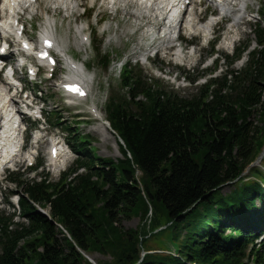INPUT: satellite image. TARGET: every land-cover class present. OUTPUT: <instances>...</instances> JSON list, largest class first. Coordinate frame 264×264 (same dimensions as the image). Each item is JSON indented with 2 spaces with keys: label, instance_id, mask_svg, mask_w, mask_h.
<instances>
[{
  "label": "trees",
  "instance_id": "16d2710c",
  "mask_svg": "<svg viewBox=\"0 0 264 264\" xmlns=\"http://www.w3.org/2000/svg\"><path fill=\"white\" fill-rule=\"evenodd\" d=\"M258 19L254 39L188 97L146 83L125 63L122 93L104 105L121 159L97 157L87 136L70 134L75 159L56 182L9 174L25 223L0 212V264H88V252L109 257L102 264H264V240L256 242L264 154L254 164L264 145V9ZM147 214V229L168 234L172 253L138 255L137 233L117 225Z\"/></svg>",
  "mask_w": 264,
  "mask_h": 264
},
{
  "label": "rangeland",
  "instance_id": "374dc122",
  "mask_svg": "<svg viewBox=\"0 0 264 264\" xmlns=\"http://www.w3.org/2000/svg\"><path fill=\"white\" fill-rule=\"evenodd\" d=\"M245 4L248 6L247 15L243 16V19L238 22L237 27L233 30H231V26L236 20L234 14H229L222 19L219 18L205 40L200 33H197L196 36H188L183 30H177L176 34H179L183 42L186 43L183 45L184 53L189 51L188 45L192 44L197 48L194 58L187 59L183 63H174L170 60L168 54H171L176 48L172 49L170 48L172 43L164 42L162 32H157L159 27L155 29L157 34L155 33L156 35L154 34L152 37L144 33L147 29L146 26L153 25L156 22L144 17L131 16L128 12L133 7H127L126 11L116 9L113 13L102 0H77L76 10L64 17L65 15L61 10L51 9L41 0L32 8V14L29 10L24 15H18L23 27L22 38H26L29 43L32 42L34 45L36 37L44 33L43 28L45 25L42 17L46 13L50 20L55 21L56 37L65 45L66 55L72 58L75 65L82 64L93 77L90 90L86 91V97L80 102L81 107H67L63 104L64 99L58 88L61 80L69 77L60 56L58 57L59 63L56 64L53 76L49 80L43 79L48 75L45 70L40 71L34 84H29L23 73L15 75V79H19L25 84L27 91L34 88L36 96L40 97L36 100L42 103L43 121L45 122L43 128L46 132V135L35 148V165L38 166L34 170L36 177L31 179L32 172L28 171L27 168L24 169L23 165L25 163H20L15 167V172L20 176L19 180L38 182L46 179L47 181H56L58 177H49L47 166H45L46 164L49 165L50 161L47 156L49 141L62 138L63 142L67 144V141H70L68 137L70 134H78L81 137L87 136L85 143L90 146L97 157L110 159L113 163L121 159L115 136L108 129L104 130V128L98 126L99 122L94 117L100 114L105 121L104 105L108 97L122 93L118 81L123 64L128 63L133 72L140 75V78L146 83L150 85L156 83L155 86L161 87L167 92H174L181 97H188L196 93L198 88L205 84L208 79L218 77L223 73L226 65L225 59L232 55L235 47L254 39L252 29L264 9V0H245ZM195 8L197 9L195 14L198 21L200 20V25L212 21V18L217 17L220 13L218 10L209 7L205 0H201ZM159 24L162 25V22ZM77 25H84L81 35L76 32ZM83 33L88 37L86 43L81 41ZM212 44L214 45L211 47ZM173 45L176 47V44L173 43ZM17 47L18 43H12V51ZM253 47L254 45L250 44L247 51L252 50ZM160 49L162 51H159L157 56H153ZM16 54L17 52H14L12 57H5L4 60L12 64L15 61H13L14 57L15 59L18 57ZM100 56L105 57L107 60L105 66L101 60H98ZM214 59H217L218 62L213 64ZM27 61L34 65L31 62V57H28ZM244 62L245 56L233 62L230 67L238 70L244 65ZM62 73L64 74L61 76ZM262 85L264 88V82ZM14 100H16L15 97ZM93 105L96 107L94 113L91 112L94 116L87 111ZM77 111H83V113L78 114ZM30 128L31 132L29 133L31 135L35 134L37 126L34 124ZM64 128H68L69 132ZM34 129L35 131H33ZM40 134H43V132H40ZM54 135L55 137H53ZM27 137L30 140V136L27 135ZM29 146V143H26L22 153H25ZM58 148L59 150L61 148L62 151L60 144ZM261 151L264 153V145ZM72 158H74L73 154ZM68 166L70 167V164ZM8 173L9 171H6L0 175V200L4 196L6 203L10 196L15 193L14 191L20 193V188L15 183L7 181ZM227 191L228 186H224L223 192ZM10 209V207L0 204V212L11 217L13 223H23L24 220L17 215L18 209H15L13 213ZM38 209L47 213L46 208L39 206ZM148 219L149 214L145 217H141V215L137 217H120L117 225L122 230L137 233L136 248L140 256L146 252L154 254L172 252L168 234L159 232V229L148 230ZM160 223L163 224L164 220ZM11 228L13 229V227ZM139 234L141 237L138 239ZM138 240H142V243L139 244ZM81 256L88 264H102V262L109 260L107 256H100L91 252L81 253ZM85 257H88L92 263L87 261Z\"/></svg>",
  "mask_w": 264,
  "mask_h": 264
},
{
  "label": "bare ground",
  "instance_id": "6f19581e",
  "mask_svg": "<svg viewBox=\"0 0 264 264\" xmlns=\"http://www.w3.org/2000/svg\"><path fill=\"white\" fill-rule=\"evenodd\" d=\"M40 1L41 0H0V38L11 37L12 42L18 40L22 35L21 21L18 18L19 12H23L22 15H24L30 10V13L32 14V8ZM43 1L49 8L61 10L65 15L64 17H67L68 14L75 11L77 7V0ZM205 1L209 6L218 10L220 13L217 17H213L212 21L200 25V20L198 21L196 14H193L190 11L191 9H195L198 0H102L106 7H109L112 12L116 9L126 11L127 7H133V9L128 12L131 16L137 18L144 17L156 22L153 25L146 26L147 29L144 33L152 37L155 33L157 34V32H159H155L156 27L159 26L160 31L163 34L164 42H167L168 44L172 42L177 30H183L188 36H196L197 33H200L205 40L212 31L213 25L219 18L222 19L229 14H234L236 20L231 26V29H233V26L242 20L244 15H247L246 12L248 6H246L245 0ZM184 13L185 16H182ZM42 18L45 25L43 28L44 33L38 35V37L40 39H48L51 42L52 47L50 48V52L56 53L57 59L59 56L62 58L64 67L68 71L69 77L63 78L61 82L73 84L76 89H79V92H75L73 95L65 94V102L70 106H81L80 102L86 97V91L89 90L91 76L86 74L82 69V64L75 65L72 58L68 57L69 55H66L65 45L56 37L55 21L50 20L46 13L43 14ZM160 22H162V25L159 24ZM83 27L84 25L76 26V32L79 33V35H81L80 33L83 31ZM81 41L82 43H86L87 36L82 35ZM28 45L29 47L31 46L30 43H28ZM29 51L25 52L26 57L30 55ZM168 56L174 63H183L187 59H192L190 51L183 53L178 48H176L171 54H168ZM40 63L41 62H38V64ZM33 68L34 67H31L30 70L34 71ZM6 90V83L3 82L0 84V167L5 162L6 164H9V162L17 164L21 162H29L33 158V152H26L17 156L19 135H17L18 133L14 127L18 113H15L12 109L13 103L11 98H6L8 96ZM94 110H96L94 105L90 107V109H87L90 115H92L91 112ZM80 113H83V111H80ZM92 116H94V114ZM94 118L99 122L98 126L107 130V126L100 114H97ZM59 144L60 142H52L54 152L48 155L50 159L49 165L52 167H58L63 162L64 157L61 148L60 150L58 148ZM86 258L92 263L88 257Z\"/></svg>",
  "mask_w": 264,
  "mask_h": 264
},
{
  "label": "water",
  "instance_id": "95a60500",
  "mask_svg": "<svg viewBox=\"0 0 264 264\" xmlns=\"http://www.w3.org/2000/svg\"><path fill=\"white\" fill-rule=\"evenodd\" d=\"M105 124H106V126H107V128H108V130L110 129L109 128V126H108V123L107 122H104ZM110 131V130H109ZM111 132V131H110ZM112 133V132H111ZM120 144H121V142L119 141V140H117ZM264 153H263V151H261L260 153H259V156L256 158V160L255 161H258V159L259 158H261L262 157V155H263ZM44 215V214H43Z\"/></svg>",
  "mask_w": 264,
  "mask_h": 264
},
{
  "label": "snow or ice",
  "instance_id": "6c2138e0",
  "mask_svg": "<svg viewBox=\"0 0 264 264\" xmlns=\"http://www.w3.org/2000/svg\"><path fill=\"white\" fill-rule=\"evenodd\" d=\"M70 91L79 92V89H69ZM82 94V93H81Z\"/></svg>",
  "mask_w": 264,
  "mask_h": 264
}]
</instances>
